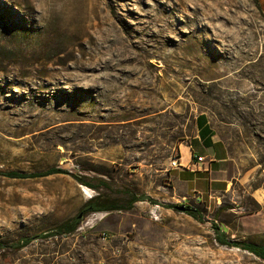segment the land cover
Returning a JSON list of instances; mask_svg holds the SVG:
<instances>
[{"label":"rangeland","instance_id":"1","mask_svg":"<svg viewBox=\"0 0 264 264\" xmlns=\"http://www.w3.org/2000/svg\"><path fill=\"white\" fill-rule=\"evenodd\" d=\"M81 36V64L56 62ZM200 115L228 158L194 179L169 165ZM52 168L68 174L0 176V243L98 196L158 205L88 214L0 264H264L213 230L264 245V0H0V171Z\"/></svg>","mask_w":264,"mask_h":264},{"label":"trees","instance_id":"2","mask_svg":"<svg viewBox=\"0 0 264 264\" xmlns=\"http://www.w3.org/2000/svg\"><path fill=\"white\" fill-rule=\"evenodd\" d=\"M200 118V117H199ZM198 118V120H199ZM57 174H68L67 171L52 168L44 172L40 173H31V174H21L17 172H4L0 171V176L8 177V178H15V179H34V178H45L52 175ZM76 180L89 188H95L92 184L85 181L83 178L76 177ZM97 188V187H96ZM125 195L127 196L125 200L121 202L117 200H103L102 198L94 197L90 199L83 207L81 208L79 215L73 218H70L59 225H57L50 233H42L33 237H25L13 242L11 245H5L0 243V249L2 248H11V249H22L31 244L33 241L41 238H48V237H65L71 235L77 231L80 226V223L88 214L97 213V212H112V211H130L133 209L134 205L137 202H148L153 205H158L157 201L152 199L149 196L141 195L137 196L131 191H125ZM165 208H175L173 206H164ZM187 214L190 215L197 221H201L202 217L198 210L196 209H188ZM213 230L215 234L216 241L223 246L228 247H235L241 249L243 251L249 252L255 257L259 258L260 260L264 261V245L254 244V243H247V242H237V241H230L227 239L225 235V231L218 228L216 225H213Z\"/></svg>","mask_w":264,"mask_h":264},{"label":"crops","instance_id":"3","mask_svg":"<svg viewBox=\"0 0 264 264\" xmlns=\"http://www.w3.org/2000/svg\"><path fill=\"white\" fill-rule=\"evenodd\" d=\"M199 117V120L197 118L195 122L194 135L180 147L179 152L181 162L183 150L187 153L188 158L182 162L187 169L183 171L186 172V176L194 179L205 175L204 172L225 162L228 158L226 148L215 139L214 129L209 119L204 115Z\"/></svg>","mask_w":264,"mask_h":264},{"label":"bare ground","instance_id":"4","mask_svg":"<svg viewBox=\"0 0 264 264\" xmlns=\"http://www.w3.org/2000/svg\"><path fill=\"white\" fill-rule=\"evenodd\" d=\"M82 37L83 36H81V38H79L76 42H74V43H72L70 45H67L66 46L67 47V51L64 53V55L55 58V61L59 62L61 60H66L68 58H73L74 59V65L79 66L81 63H80V59H79L78 55L82 51L77 50L76 47H81L83 49V43H82V41H80L82 39ZM69 63H70V61H69ZM44 70L42 69V67H40V65H38V67L35 68L34 72L35 73H40V72L45 73ZM21 73H28V75H31L32 71L31 70H26V71H23Z\"/></svg>","mask_w":264,"mask_h":264},{"label":"built area","instance_id":"5","mask_svg":"<svg viewBox=\"0 0 264 264\" xmlns=\"http://www.w3.org/2000/svg\"><path fill=\"white\" fill-rule=\"evenodd\" d=\"M169 166H170V169H172V170H185V169H187V167H185V165L182 164V162L180 160V155L172 158Z\"/></svg>","mask_w":264,"mask_h":264},{"label":"water","instance_id":"6","mask_svg":"<svg viewBox=\"0 0 264 264\" xmlns=\"http://www.w3.org/2000/svg\"><path fill=\"white\" fill-rule=\"evenodd\" d=\"M176 210L179 212H186L188 209L186 207L182 206V207H176Z\"/></svg>","mask_w":264,"mask_h":264}]
</instances>
